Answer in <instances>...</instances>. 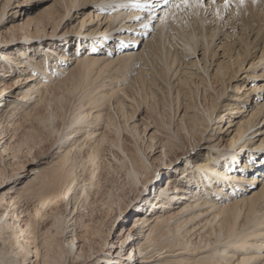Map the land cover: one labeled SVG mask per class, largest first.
Segmentation results:
<instances>
[{"label":"bare ground","instance_id":"6f19581e","mask_svg":"<svg viewBox=\"0 0 264 264\" xmlns=\"http://www.w3.org/2000/svg\"><path fill=\"white\" fill-rule=\"evenodd\" d=\"M12 1L17 3L14 7H21L19 0H0V26L7 8L14 4ZM57 3L63 10L58 20L55 15L48 16L46 21H31L26 17L13 25L10 39L0 48V86L5 85L4 77L12 75L10 77L13 78L17 72L14 76L17 78L15 87L26 84L20 98L0 109V188L23 178L0 193V264H101L102 260L107 264H264V148H261L264 145V123L259 126L264 120V101L260 104L256 99L255 104L258 106H250L252 109L248 111L243 108L247 94L260 89L264 91V83L256 85L254 89L249 88V91H241L242 86L236 85L235 93L238 96L229 99L232 103L223 104L228 89L226 80L231 79L226 76L231 59L234 65L235 60L237 62L241 58L238 69H233L234 73L238 72L239 67L243 66V59L253 55V49H258L261 53L257 61L254 57L249 68L260 67L264 70V0H237L231 7L228 6V0H57ZM81 6L90 7L91 10L84 16H88L90 22H94L102 13H110L105 18H99L101 22L86 33H81L80 29L74 31L78 35V52L86 44L88 47L85 49L90 50L89 54L85 50L69 56L62 50L64 45L58 48L60 44H57V37L69 34L68 30L52 36V39L44 38L43 43L46 44L36 41L38 37L56 33L59 26L63 28ZM249 9V17L238 16V10ZM21 10L22 7L14 10L10 17H19ZM84 17L80 21L81 26L86 22ZM209 24L213 28L209 29ZM51 27V31L46 32ZM238 28L241 32H236ZM149 29H152L150 36ZM221 36L223 38L220 39ZM243 36H246L245 40ZM21 37L24 43L16 42ZM71 37L74 35H68L62 41L68 43ZM143 39V44L135 47ZM218 39L220 43L222 39L225 41L219 44L216 42ZM115 40L117 46L122 42L124 49L113 57L111 51L115 45L110 44ZM99 41L100 45L97 43ZM229 42L245 45V54L241 55L239 46L234 56V53L229 54L228 66L221 61L215 62L213 58L217 55L216 51L223 49ZM28 44L43 45L38 56L35 57L37 49L31 51ZM103 47L105 52H102ZM113 50L115 52L116 47ZM67 59H74L75 65H68L65 62ZM155 59L166 67L167 79L170 80V76L179 72L177 83L184 88L189 83L188 89L192 90L188 108L179 115L180 127L172 123L176 127L172 130L170 121L162 120L164 137L158 139L161 166L168 168L179 165L183 157L189 162L188 169L183 168L182 174L186 182L173 184L168 173L165 182L155 189V199L150 201L156 210L151 215L146 212L133 215L123 238L115 235L112 229L118 215L126 212L129 203L120 200L114 202L113 195L105 191V196L98 197V201H103L100 202L102 209L110 211L113 203L118 208L108 230L109 235L102 234L101 223L104 220L100 217L84 225V230L79 234L75 228V202L79 197L87 200L90 195L95 198L102 193L97 174L102 146L112 151L113 161H107L106 166H103L104 171L99 174L105 176L109 172L122 171L133 193L142 192L147 182L154 179L159 167H153L148 158L156 146L153 142L155 137L150 136L143 149L137 145L141 132L135 123L128 122V118L132 119L136 111L124 112V103L118 98L111 105L114 111L116 109V114L121 113L123 124L109 116L106 123H102L104 130L97 131L102 112L100 108L96 113L92 111V104L96 107L104 105L109 96L115 95L114 87L111 86L110 93L101 90V94H96L98 96L88 93V88L85 96H82L86 100L79 98L77 111L70 110L68 117L62 112L66 104L64 94L74 96L76 91L91 87L89 76L98 64H102L99 71H104L118 62L120 66H112L113 69L121 68L130 72L133 68L132 71H137L133 80V97H139L156 71ZM55 80V84L52 83ZM103 85L99 83L94 88ZM179 88L175 90L176 96L180 95ZM6 89L4 86L0 95ZM46 90L50 97L42 95V91ZM207 91L214 94L202 97ZM60 92L65 93L59 96ZM258 92L260 94L261 91ZM85 107L87 109L83 110ZM243 112H247L244 118L237 119ZM163 113L159 111L158 116L163 117ZM21 116L31 121L28 128L23 127L17 137L16 121ZM223 119H227V131L235 126L233 136L225 145H215L209 139L203 146L205 151L199 152L200 140L209 137H204L203 133L210 128V124L215 125L214 129L218 131L214 135L221 133ZM36 126L48 127L50 133H55L59 139L52 157L30 168L27 175L24 172L31 162L18 161L21 152L19 142H23L21 138L27 129L29 131ZM181 129L192 138L193 148L198 147L194 154L196 156L181 152L180 159H169V153L177 155L172 147L178 150L179 146L173 137ZM109 133H112L113 138ZM91 139L96 144L90 145L88 141ZM256 141H259L258 145H255ZM85 147L90 149L88 153L78 156ZM244 154L247 158L240 167L231 164L230 161ZM257 156L261 164L254 160ZM257 162L260 165L258 167ZM77 168L82 171L86 169L89 174L79 186ZM250 172L252 174L248 175ZM76 187L79 188L78 192ZM62 201L64 211H67L68 205L70 211L72 208L69 217L58 211L57 205ZM112 233L118 238L119 245L116 247L120 251L110 249L100 255L111 244L108 237ZM126 241L132 243L130 255L120 257Z\"/></svg>","mask_w":264,"mask_h":264},{"label":"rangeland","instance_id":"374dc122","mask_svg":"<svg viewBox=\"0 0 264 264\" xmlns=\"http://www.w3.org/2000/svg\"><path fill=\"white\" fill-rule=\"evenodd\" d=\"M19 1L22 4L21 5L22 10H21V12H19L21 15L19 17L18 16L14 17V18L10 17L14 10H16V9L19 10L21 8V7H14L16 2L12 1L11 3L14 2V4H11V6H9L7 8L6 14H5L4 19H3L4 22L0 26V48L5 46L6 42L10 39V33H11V29H12L13 25L14 24L16 25L19 21L22 22L23 20L26 19V17H28L31 21L40 20V19L41 20L43 19L42 21H44V20L46 21L48 16L55 15L54 16L55 19L58 20L61 17V14L63 13V10H61L57 6V4H58L57 0H19ZM207 1L208 0H203V2H207ZM260 1H262V0H257V2H260ZM228 2H229L228 6L231 7V6H233V2L236 3L237 0H234V1L228 0ZM86 6H81L80 7L81 9L78 8L77 11L75 12V14L73 15V17L70 20L65 22V24L63 25L64 26L63 28H61L62 26L58 27L56 33H51V34H48V35H45L42 37H38V39L36 41L39 44H46V43H43L45 41L44 38L51 37V39H52L53 38L52 36H54L56 34L60 35V33L67 32V30H68V32H70L69 34L67 33V34L62 35L60 37H57V39L59 40L57 44L58 45L60 44L59 47H58V45H57V47L59 49H61L64 45L62 50L66 51L69 54V56L70 55L75 56L77 54L83 53L87 49L88 45L86 46V44H84L83 46H81L83 49L80 48L81 50L78 52L77 48H78L79 42L76 41V38L78 35L76 34L77 32L75 33L74 31L80 29L81 33L82 32L86 33V31H89L90 29L95 28L97 26V24H99L101 22L100 20H98L99 18H101L102 16H104V18H105L106 15L110 14V13H105V14L102 13V14H100V17L98 19L95 18L94 22H90L89 20H87L88 16H86V18L84 17L91 10L90 7H86ZM94 14H96V13H94ZM250 14H251L250 9L248 11L238 10V16L240 18H247L250 16ZM83 17L86 20V22L83 26H81L80 21ZM56 20H54V21H56ZM156 22L157 21H155L154 24H156ZM208 28L209 29L213 28L212 24L211 25L209 24ZM51 29H52V27L47 28L46 32H50ZM228 30H230V29H228ZM148 31H150V33H149V36H150L152 29H149ZM238 31L241 32V29L240 28L236 29V32H238ZM68 35H74V37L69 38L70 41H68V43H66V41H62V38L66 37ZM46 36H48V37H46ZM245 37L246 36H243V40L246 39ZM221 38H223V36H221L220 39ZM248 38L250 39V36ZM251 38H253V36ZM220 39H218L216 41L219 44H221L222 42L225 41V39H222L223 41H221V43H220V41H219ZM249 39H247V40H249ZM95 40H96V38H95ZM24 41H25L24 38L21 37L16 42L24 43ZM31 42H33V41H31ZM114 42H111V44H110V45H115L114 48L116 47L115 52L113 50L114 48L111 51V55L113 54L112 55L113 57L118 55L117 52L119 50L124 49V47H122L123 46L122 42L120 44H118V46H117V41L115 43ZM143 42H144V39L139 41L137 44H135V47H140L143 44ZM97 43L100 45V41ZM28 45H30V44H28ZM42 46L43 45H41V46L30 45L29 48L33 52H34V50H33L34 48L37 49L35 51L36 52L35 57H36L39 55V50H41ZM238 47L240 49L239 52L243 56L246 52L245 45L241 46L237 43L231 44L229 42V44L227 46H225L223 49H218V51H216L217 55H216V57L213 58V60L215 62L221 61L228 66L229 65L228 63L230 62V61H228L229 54L234 53L233 54V56H234L236 54L235 49L237 50ZM104 48L105 47H103L102 52H105ZM126 48H128V47H126ZM89 52H90V50L85 51L86 54H89ZM222 52H223V54H222ZM224 52H226V53H224ZM252 53H253V55L243 59V61H242V62H244L243 66L239 67L238 72H235V73H234L233 69L234 70L238 69L237 68L238 62L241 61L240 60L241 58L239 57L237 62L235 60L234 65H233L234 60L232 62V59H231V62H230L231 67L230 68L228 67V71L226 74V76L227 77L230 76L231 79L229 81L226 80L228 89L225 91V97H224L225 100H224L223 104L232 103L233 101H231L229 99L235 98L238 96L235 93L236 92L235 91L236 85L242 86L241 91L243 89H244L243 91H249V90H251L249 88L254 89L256 85H259L260 83H262V84L264 83V79H263L264 75H263V77H258L260 74H264V73H262L264 70L260 69V67L255 68V69L249 68L251 63L253 62L254 57H256L255 61H257V59H258L257 57L260 55L261 51H258V49H255V50L253 49ZM65 62H67L68 65H70L71 67L75 65L74 59H72V60L67 59ZM101 66H102V64H98L95 67L94 71L93 70L91 71V74L89 76L90 77L89 81L91 82V87L86 86L84 89L76 91L73 94L74 96L65 95L64 94L65 92L64 93L63 92L58 93L59 96H61L63 93L64 98H66V100H67V101L66 100L64 101V102H66V104L64 105L65 109H64V107L62 108V112L65 113L64 114L65 117H68V115H69V113H71L72 109H73V112H76L77 106L79 105L78 104L79 98H83L84 100H86V97H82V96L87 92L88 88H89L88 93L95 96L98 93L101 94L102 91L104 93L105 92L110 93L111 91L109 89L111 88V86L114 87L113 89L116 90L115 95L113 94V95L109 96V99L105 100L104 105H102L101 107H96L95 105L92 104V106H93L92 111H94L96 113V111L100 108V110L102 112L101 123L98 124V126H97L98 130L97 131L100 132L101 130H104L103 124H104V122L106 123L109 116L115 117V119L118 122H121L123 124L122 117L120 115L121 113L118 112V114H116L115 113L116 109L114 111L113 105H111L112 101L115 102V100L118 98V100L120 102L124 103V106H125L124 112L127 111V112L131 113V112L136 111L134 114V117L132 119H130L131 117L128 118V120H129L128 122L131 124L135 123V126L137 127V129L141 132L140 133L141 138L137 140L138 141L137 145L142 147V149H143V147L149 142V140H150L149 137L150 136L155 137L153 142L156 143V146H155V148H153L154 149L153 152H150V154L148 155V158H150V160L152 161L153 167L158 166L159 168L155 174L154 179L147 182V184L143 187L142 192L137 191V192L133 193L132 189H130L127 182H125L126 180H124V176H123L122 171L117 170V171H115V173H111V174H110V172L107 174L105 173L106 174L105 176H104V174L103 175L99 174V173H101L102 170L104 171L103 166H106L107 161H109V162L113 161V156L110 153L112 151L108 150L107 146H102V148H100V158L98 160V162H99L98 165L100 166V168L97 170V174L99 175L98 179H100L99 181L102 185V188H101L102 193H99L97 197L95 196V198H92V196L90 195L89 199L87 197V200L82 198V197H79V199H76L75 205L77 206V209H76L77 212L75 213L74 217L76 218L75 226L76 225L77 226L75 228H77L76 229L77 233L81 234L80 232H82L84 230L83 227L85 228L84 225H86L87 223H89L91 221H97L101 218V220H104L101 223L102 224L101 226H103V227H101L102 234L104 236L109 235L108 230L114 222L118 208H117L116 203H113L112 209H110V211H106V210L102 209L103 208L102 206H100L101 203H103V201H98L100 196H105V195H103V192L109 191L113 195L114 202L115 201L118 202V200H120V202L125 201V202L129 203L128 208L126 209V212L124 214L118 215L117 219L115 220V224L113 225V229H112V231L115 235L117 234V236L119 235V238H123L126 235L125 230H126L127 224H129L131 222L133 215L142 214L145 212L151 215L153 210H156L154 208L153 204H152L153 206H151L150 201L152 199H155L154 198L155 189H158L165 182V179L168 175H171V180L173 181V184H177L181 181L183 184H185V182H186L184 180L185 178L182 174H183L184 169H188L187 167H189L188 166L189 162L184 160V157H183L181 160V163H179V165L176 164L175 166L173 165V166H170L168 168L164 167L165 165L161 166V163H160L161 148L158 147V145H159L158 139L160 140V138L164 134V128L162 126V120H164L165 122L170 121V123H171L170 128L172 130L176 129V127L174 125H176L178 128L180 127V123H178L179 115H181L184 112V110L186 108H188V104H189L188 102L190 99L189 95H190V91H192V90L189 91V89H188L189 83L187 85L188 87H186V88H184L182 85H180V83H177L178 79L180 77L179 72H177L174 76H170V80L167 79L166 78V75H167L166 67L161 65L160 62H158V59H155V65H154L155 68L154 69L157 71V73L155 71L154 74H157L158 77H156L154 74L152 76H150V77H152L151 78L152 80L150 81L149 85L144 89V91L142 92V95L139 97L137 95L133 97V94L135 93L134 92L135 87L133 84V80L135 78L137 71H132L133 68L131 69L130 72H126L125 70H123L121 68L120 69H115V68L113 69L112 66L113 67H119L120 66V64H118V62H114L113 64H111V66L108 69L107 68L105 69L106 71L104 70L105 72L103 70L99 71L101 69ZM181 67L182 66H180V68ZM102 72H104V73H102ZM236 73H238L237 77H235ZM16 74H18V72ZM16 74H14V76ZM122 75H124V76H122ZM10 76H12V75H10ZM10 76L4 77V81H3V82H5L4 86L7 87L8 89H6L4 92H1L0 99H2V98L3 99L0 101V109L6 107V105L8 103H10V101L11 102L16 101V99L20 98L24 92V90H22V89L26 86V84H22L18 88H16L15 86L17 83L14 81H16L17 78L14 76L12 78ZM0 78H1V75H0ZM55 82H56V80L53 81L52 83L55 84ZM219 82H220V80H219ZM97 83L98 84L104 83V85L101 88H98V87L94 88L95 86L98 85ZM177 85H179V86H177ZM202 85H203V83H202ZM213 85H214V83H213ZM4 86H0L1 91H2V88ZM51 86H53V85H51ZM170 87H171V92H170ZM178 87H180L179 88L180 89L179 90L180 95L176 96L175 90ZM218 87H221V86H218ZM93 88L97 92L93 91L94 90ZM192 89H194V88L192 87ZM258 91H261L260 94H258L259 93ZM46 92L42 91V95L45 97H50L49 92L47 90H46ZM213 94H214L213 92L207 91L204 93V95H202V97L205 98L206 96H210V95L212 96ZM96 96H98V95H96ZM262 96H264V91H262L261 89L254 91V92L250 91V93H248L247 96L244 98L245 101H244V107L243 108H245L247 111L250 110V108L252 109V107H250V106L256 105L255 104L256 99L261 104L264 101V99H262ZM131 98L133 100H135L136 102L131 100ZM84 100L82 102H84ZM175 103L177 104V107H176ZM86 104H87V107H89L88 103H86ZM11 105H12V103L9 106H11ZM257 106L258 105H256L255 108ZM87 107H85L83 110H86ZM90 107H91V105H90ZM74 109H75V111H74ZM156 110L158 112L163 111L164 112L163 117L158 116V112H156ZM246 113L243 112L241 114V117H238L237 119L242 118ZM8 120H9V118L7 119V121ZM65 120H68V119L66 118ZM7 121H5V124L7 123ZM30 121L31 120H26L22 116L16 121V129H17L16 133H18L17 137H19V134H20L21 130L23 129V127H27L30 125ZM225 122H227V119H225V121L223 119V121H221V124H220V125H223L225 129L223 128L222 131H220L221 133H216L215 135H214V133L216 131L214 129L215 125L210 124V126H209L210 128L203 133L204 137H208V136L209 137L206 138L205 140H203V139L200 140V151L199 152L202 153L205 151L203 149V146L207 144V141H209V139H211L212 143L215 145H220V144L225 145L228 142L227 140L229 138H231V136H233V134H234L235 126H232L233 128L230 127V129H232L233 132H232V130L227 131ZM172 123H174V125ZM263 123H264V120L261 121L259 126H262ZM215 124H217V123H215ZM144 129H145V131H144ZM216 132H218V131H216ZM52 134H53V132L50 133L48 127L43 128L40 126H38V127L36 126L35 128L29 129V131L27 129V132H25V135L22 136L21 139L23 140V142H19V146L21 145V152L19 154V160L18 161H20V163L31 162L30 164L28 163L29 165L26 167L27 170L24 172V174L28 175V173H30V168L38 166L43 161H45L47 158L52 157V154H54V152L57 149L56 146H57V142L59 139L58 135H56L55 133L53 135ZM109 134L113 138L112 133H109ZM261 136L262 135H258L257 137H261ZM191 139L192 138L190 136H186V134L182 131V129H181V132L179 131L178 133H176V135L173 137V140L175 141L176 144H178L179 149L177 150V149H175V147H172V150H176L177 155H175L171 152V153H169L168 158L173 159V158L179 157V159H180V157H182L181 152H183V153L188 152V153H191V155H194L198 147L193 148L194 143H191ZM15 141H17V140H15ZM132 142H133V140H132ZM240 142L241 141H239V143ZM88 143H90V145L96 144V142H94L93 139L88 141ZM239 143H237V144H239ZM258 143H259V141H256L255 145L256 144L258 145ZM235 146H237V145H235ZM261 148H264V145ZM88 149L89 148H87V147L83 148L82 152L78 153V156L79 155L82 156L84 154V152L87 154ZM30 150L32 151L31 152L32 154L31 153L29 154ZM243 151H242V153H243ZM195 156L196 155H194V157ZM237 156H238V154H237ZM246 158L247 157L244 154L242 157L239 156V158H236L235 161H230V162L233 166L235 164L236 166L240 167L241 162L243 161V163H244V160H246ZM258 159L259 158L257 156V157H255L254 160L259 161V163H260V160H258ZM78 160H79V158H78ZM14 162L15 161H12V163H14ZM259 163L257 162V167L260 166ZM185 164H187V165H185ZM161 167L163 169L161 171H159L161 169ZM76 170H77L76 175L78 176V179H77L78 185L77 186H79L80 184H82L84 182L85 179L88 178L89 174H88L86 169H85V171L80 170V168H77ZM207 172L211 176L213 175V174H211L212 172H209V171H207ZM230 172H233V171H230ZM121 173H122V175H121ZM249 174H252V173L250 172V173H248V175ZM249 177H251V176H249ZM22 179H17L14 182H11L7 185L1 186L0 193L2 191H4L8 186H12L14 184H17ZM178 179H179V181H178ZM78 191H79V188L76 189V192H78ZM228 191H230V189ZM134 196H136V197L134 198ZM157 200L158 199H156V201ZM57 206L59 209L58 211L60 212V210H61L60 213H63L64 215L67 214L68 215L67 217H69V215H72V214H70V213H72L71 212L72 208L70 211V205L67 206V211H64L65 205H64L63 201L58 203ZM98 217H100V218H98ZM70 227H72V226H70ZM113 233L110 234V236L108 237L109 240L111 241V244H108V246L103 249V252L100 255H104L105 251H108L110 249L112 251H120V248L116 247L119 245V242H117L118 238H116V236H114ZM129 241H126L127 243H125V246L123 247V249L121 251L122 254H120V257H124L125 255H128V254L130 255L132 243L128 244ZM126 244H128V245L126 246ZM122 259H124V258H122ZM101 260H99V261H101ZM134 263L135 262H133V264ZM101 264H107V263L104 260H102Z\"/></svg>","mask_w":264,"mask_h":264}]
</instances>
